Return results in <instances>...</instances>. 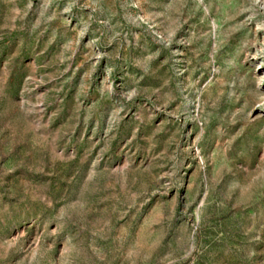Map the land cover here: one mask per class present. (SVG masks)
I'll return each mask as SVG.
<instances>
[{"label":"rangeland","instance_id":"374dc122","mask_svg":"<svg viewBox=\"0 0 264 264\" xmlns=\"http://www.w3.org/2000/svg\"><path fill=\"white\" fill-rule=\"evenodd\" d=\"M0 264H264V0H0Z\"/></svg>","mask_w":264,"mask_h":264}]
</instances>
